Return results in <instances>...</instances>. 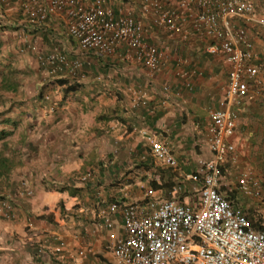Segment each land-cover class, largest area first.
<instances>
[{"label": "crops", "instance_id": "1", "mask_svg": "<svg viewBox=\"0 0 264 264\" xmlns=\"http://www.w3.org/2000/svg\"><path fill=\"white\" fill-rule=\"evenodd\" d=\"M10 1L11 5L0 0V85L9 78L16 87L0 90V97L11 95L19 107L11 114L17 119L3 116L10 123L4 127L8 132L17 130L14 137L29 157L25 163L17 155L10 159L15 161L12 191L23 184L31 187L33 195H12L22 222L19 235L36 240L20 252L23 261L13 251L14 264H116L111 247L124 237L122 219L117 212L107 227L99 213L112 203L143 202L149 182L158 179L153 169L136 168L152 159L139 131L155 134L175 156L178 168L171 170L170 181L184 186L187 194L179 198L191 203L193 185L184 177L196 170L199 160L211 159L209 114L222 108L229 65L221 52L208 53L207 48L216 43L213 38L193 30L192 19L199 12L196 5L187 13L178 11L177 0H157L163 10L181 15L177 23L182 32L173 34L154 23L158 11L147 5L150 11L144 13L142 5L148 0H106L115 8L126 7L141 20L145 41L163 53V66L151 74L142 64L125 60L121 50L108 57L81 50L68 37L66 21L60 16L50 17L44 25H30L18 0ZM92 1L82 0L85 5ZM247 1L255 6L254 16L230 23L244 29L252 45L249 64L258 69V85L249 83L248 95L229 107L237 114L234 133L228 138L235 152L223 165L231 189L240 171L264 169V0ZM25 43L36 44L44 54L55 49L80 62L84 79L73 81L78 87L72 97L58 93L60 88L37 66L32 52L21 51ZM50 93L55 94L52 110L43 100ZM259 178L263 189L258 186L259 198L225 191L234 207L245 204L242 210L251 219L264 218V175ZM252 181L258 185V180ZM154 191L159 197H170L168 186ZM41 215H49L51 221L38 220Z\"/></svg>", "mask_w": 264, "mask_h": 264}, {"label": "built area", "instance_id": "2", "mask_svg": "<svg viewBox=\"0 0 264 264\" xmlns=\"http://www.w3.org/2000/svg\"><path fill=\"white\" fill-rule=\"evenodd\" d=\"M20 10L32 26L44 25L50 17L60 16L66 21L68 37L81 50L105 57L119 50L125 60L143 65L151 74L163 66V53L145 41V29L126 7L117 8L106 0H93L85 5L82 0H18ZM149 3V4H148ZM144 13L158 11L154 23L170 33H181L177 23L181 9L190 13L192 5L199 12L192 27L196 33L213 38L216 42L207 50L221 52L229 65L225 100L222 108L209 114V160H199L194 172L185 175L192 183L191 203L179 197L187 190L175 183L170 197H159L151 188L144 193V201L112 203L100 211L107 227L110 217L117 212L122 219L124 237L112 243L116 264H264V218L258 227L240 207H234L225 191L238 192L247 199L260 197L258 185L249 173L243 172L231 189L228 175L223 169L227 158L235 152L228 141L234 133L237 114L229 108L239 105L248 95L249 83L258 85V69L250 65L252 45L245 30L236 29L231 19L250 20L255 6L247 0H177L178 11L163 10L159 1L148 0ZM147 5H149V9ZM36 55L37 62L49 75L67 77L70 84L84 79L78 60H69L63 53L53 50L47 54L34 43H25L24 50ZM184 74V73H183ZM185 77V75H184ZM165 90L168 87L165 86ZM47 97H45V100ZM53 109V108H51ZM154 163L175 170L178 162L168 147L155 138V134L140 130ZM9 206L6 210H9ZM260 218V217H259ZM258 218V219H259ZM56 252H60L57 247Z\"/></svg>", "mask_w": 264, "mask_h": 264}, {"label": "rangeland", "instance_id": "3", "mask_svg": "<svg viewBox=\"0 0 264 264\" xmlns=\"http://www.w3.org/2000/svg\"><path fill=\"white\" fill-rule=\"evenodd\" d=\"M6 3L10 4V5L12 4L10 0H3V4H6ZM41 49L42 48H40L39 51L41 53H43V51H41ZM36 64H37V66L40 67V65L37 62V58H36ZM40 68L43 69L42 67H40ZM43 70L47 74V78L51 79L53 81V83L56 84V86L60 88L58 93H60V91H61V92H63L62 94H64V88L60 87L56 82L57 79H60L62 77L56 76V75L55 76L49 75L45 69H43ZM29 83H30V81H29ZM165 86L168 87V85H165ZM49 90L51 92H55V88H53V87L49 88ZM74 93H75V91L70 92L69 96L72 97L71 94H74ZM56 95H58V94H56ZM1 96L2 97H0V113H1V115H0V131L2 130V132L4 134H0V154L3 155L4 157L9 158V159H11V158L15 159L16 155H17L21 158L22 162L25 163V160L26 161L29 160V157H27V156L25 157L26 152L22 151V147H21L19 140L18 139L16 140V137H14V136H18L17 130H15L14 132H8V130H7L8 128L4 127L6 124H10L6 120V117H8L9 115H10L9 118H11L13 120L17 119V117L15 115H11V114H14L13 112H15V110L18 109L19 107H17V106L15 107V105H17V102L14 101V99L11 95H5L4 93H2ZM45 97H47L46 100H45ZM53 98H55V94H53V93H50L49 95L47 94L43 97V100L45 101V103H47L46 106L50 105V107H49L50 110H52L51 108H54V106H53L54 99ZM5 115H6V117H3ZM6 133H7V135H6ZM158 167H161V166L158 165ZM20 173H21V168H19V173H16V174L20 175ZM241 173H243V171H240V173L237 174L238 176H236V180ZM247 173H251V178H253V180H254V178H255V181L258 180L257 183H258V186L260 188V191L263 190L261 187V184L259 182V180H261V179L260 178L258 179V176L264 175V169L262 170L261 168H255V171L251 170V172H247ZM12 175H13V173L9 174L10 182L8 180V177L4 180H0V197H3L2 200L0 199V264H14V262H15L14 257L15 256L11 255L12 253H14L13 251H16L14 254L18 255L17 256L18 260L23 261L24 255H21L20 252H25L28 249L27 248L28 243H35V241H36L35 237H33V238L28 237V236L21 237L19 235L21 232H18V230L22 229V224H21L22 222H21V217L19 216V212L16 209V203L15 202H17V199L14 197L15 193H18V194H21V196L23 194V196L25 198H31L33 195V193H32L33 191L31 189V187L20 184L18 186L19 189H16V192H13L12 188H14V184L11 183ZM12 194H14V195H12ZM243 198H245V197H243ZM7 206H9V208H10L9 210H6ZM245 207L246 206L243 203L241 206V209L242 208L245 209ZM57 209L59 210L58 205H57ZM28 238H31V240H28Z\"/></svg>", "mask_w": 264, "mask_h": 264}, {"label": "trees", "instance_id": "4", "mask_svg": "<svg viewBox=\"0 0 264 264\" xmlns=\"http://www.w3.org/2000/svg\"><path fill=\"white\" fill-rule=\"evenodd\" d=\"M57 84L64 88V93L68 94L70 92H74L76 90V88L78 87L77 84H70V81L67 78H60L57 79ZM16 85L14 84V82H11V80L8 79H4L1 82L0 85V90L1 91H6V90H15ZM14 161L8 159L7 157H4L3 155L0 154V180H4L6 179L9 174L11 173L12 169L14 168ZM146 170H151L153 169L155 172V176L158 177V179H153L152 181L149 182V184L151 185L152 190H161V189H165L168 186V193L171 194L172 192V188H173V183L170 181V174L172 169H162L161 167L155 166L154 165V161L152 159H149L148 161H145V164L143 165H138L136 166V168L142 167ZM164 178V179H163ZM76 192H78V189H76ZM75 193H72V195H74ZM0 199L2 200L3 197H0ZM59 207L62 209V204L58 203ZM38 220H42V221H51V218L49 217V215L44 216L41 215L39 217H37ZM251 222L254 223V225L256 227H258L259 223L262 222L261 219H256V220H250Z\"/></svg>", "mask_w": 264, "mask_h": 264}]
</instances>
